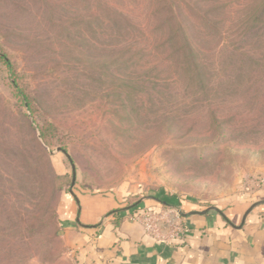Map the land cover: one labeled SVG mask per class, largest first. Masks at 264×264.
<instances>
[{"label":"rangeland","instance_id":"obj_1","mask_svg":"<svg viewBox=\"0 0 264 264\" xmlns=\"http://www.w3.org/2000/svg\"><path fill=\"white\" fill-rule=\"evenodd\" d=\"M0 45L68 155L0 65V264H74L61 219L81 193L203 207L263 188L264 0H0Z\"/></svg>","mask_w":264,"mask_h":264},{"label":"crops","instance_id":"obj_2","mask_svg":"<svg viewBox=\"0 0 264 264\" xmlns=\"http://www.w3.org/2000/svg\"><path fill=\"white\" fill-rule=\"evenodd\" d=\"M136 192L81 193L66 201L61 238L74 264H264V186L203 207H165ZM166 208L184 215V241L156 240L134 220L143 209ZM208 208L215 210L200 214Z\"/></svg>","mask_w":264,"mask_h":264},{"label":"trees","instance_id":"obj_3","mask_svg":"<svg viewBox=\"0 0 264 264\" xmlns=\"http://www.w3.org/2000/svg\"><path fill=\"white\" fill-rule=\"evenodd\" d=\"M177 9L179 10L180 16L182 17V12L180 11L179 7ZM174 19L175 17H171L169 20H174ZM182 33H183L182 34L183 37H185L186 34L184 32ZM0 65L4 67L5 72L8 75L7 77L8 85L10 86L14 94V97L21 102L23 107L29 112V116L30 118H32L33 123L36 124L39 140L46 146H56L57 149L61 150V153L65 152V147L62 145L61 136L57 128L53 126L45 118H43V115L40 114L37 106L34 104L30 95L20 87V85L18 84L17 72L15 71V68L7 58L5 50L1 45H0ZM156 201L165 207H175L177 204H179V203L174 204L170 201L169 202L165 201L163 198H157Z\"/></svg>","mask_w":264,"mask_h":264},{"label":"built area","instance_id":"obj_4","mask_svg":"<svg viewBox=\"0 0 264 264\" xmlns=\"http://www.w3.org/2000/svg\"><path fill=\"white\" fill-rule=\"evenodd\" d=\"M134 220L146 235L156 240L182 242L189 233V227L182 222L180 212L172 208L162 211L143 209Z\"/></svg>","mask_w":264,"mask_h":264},{"label":"water","instance_id":"obj_5","mask_svg":"<svg viewBox=\"0 0 264 264\" xmlns=\"http://www.w3.org/2000/svg\"><path fill=\"white\" fill-rule=\"evenodd\" d=\"M57 152H61L60 149H56ZM67 158H68V155L65 153V152H62ZM73 170V169H72ZM71 184L73 185L74 184V174L72 175V182ZM145 199V198H144ZM172 209H175V208H172ZM176 210V209H175ZM210 210H215L214 208H208L207 210L201 212L200 214H206L208 211ZM181 216H184L183 214L180 213Z\"/></svg>","mask_w":264,"mask_h":264}]
</instances>
